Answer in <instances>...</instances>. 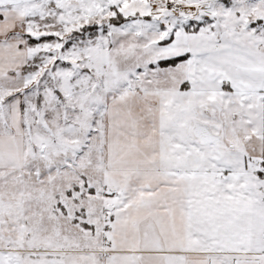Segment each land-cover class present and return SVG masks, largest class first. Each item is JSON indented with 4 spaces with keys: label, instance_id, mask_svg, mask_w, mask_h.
<instances>
[{
    "label": "snow or ice",
    "instance_id": "6c2138e0",
    "mask_svg": "<svg viewBox=\"0 0 264 264\" xmlns=\"http://www.w3.org/2000/svg\"><path fill=\"white\" fill-rule=\"evenodd\" d=\"M0 264H264V0H0Z\"/></svg>",
    "mask_w": 264,
    "mask_h": 264
}]
</instances>
